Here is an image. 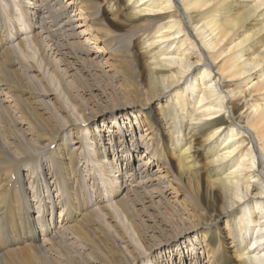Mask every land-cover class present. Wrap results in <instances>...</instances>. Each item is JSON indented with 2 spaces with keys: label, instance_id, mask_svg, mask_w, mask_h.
Returning <instances> with one entry per match:
<instances>
[{
  "label": "bare ground",
  "instance_id": "obj_1",
  "mask_svg": "<svg viewBox=\"0 0 264 264\" xmlns=\"http://www.w3.org/2000/svg\"><path fill=\"white\" fill-rule=\"evenodd\" d=\"M52 1L0 0V123L10 132L7 140L0 130V264H69L64 259L57 260L61 256L60 242L64 239L68 244L81 245L88 252L98 250L91 234L94 223L105 229H108V225L104 221V214L99 213L95 205L108 202L109 194L123 193L128 197L126 193L129 190L135 193L133 196H137V199L153 197L151 203L146 201L141 207L155 211L159 215L155 219L156 224L165 225L156 235L166 236L167 239H162L161 244H169V240L175 241L182 234L196 230L193 237L199 242L195 235L200 237L206 247L198 248L191 243V251L188 250L192 254L191 259L201 261V255L198 254L203 250L212 260L207 264H214L213 260L221 244L215 241L216 234L208 224L205 229L204 224L197 221L191 224L193 228L190 229L184 227L181 220L174 226L178 228L176 230L162 214L165 212L162 209L169 212L175 209L164 206L170 199L167 198L168 194L173 198L177 188L185 190L191 187L193 192L189 199H193L195 205H200L201 191L215 195L229 221L231 212L238 208L232 228L227 219V225L223 228L227 231L225 237L230 239L227 244L233 246L234 254L237 251L239 264H264V0H118L117 3L103 0L110 6L117 5L114 8L121 7L123 14L137 23L136 37L142 36L141 45L137 49L145 60L150 79L147 89H135V83L125 85V95L131 96L130 100H117L111 107L112 115L116 112L111 121L119 129H109V132L113 140L120 146L124 145L127 153L125 156L117 154V160L123 158L124 167L120 172L100 156L95 143L97 130H89L88 117L83 111L85 109L75 104H70L69 110L65 109L67 121L61 125L60 130L63 132L69 126V133L75 131L77 138L72 140L67 134L63 136L62 141L68 150L67 155L62 156L58 151L60 144L54 140V135L47 136L42 128L43 118L35 116L34 107L30 103V100L37 101L38 98L44 103V96L48 94L27 91L28 87L23 82L21 85L8 68V65L20 64L27 72L32 70V65L24 60H29L30 54L36 52L38 40L34 32L37 27L34 17L37 18L38 13L42 25L39 32L42 30L48 34L47 25L50 24L47 23L50 21L46 22L44 18L50 17L47 16L50 14L51 26L60 23L63 26L69 25L71 36L75 34L79 39V33L75 31L78 24L74 23L82 19L85 34L87 31L92 33L88 37L89 41L93 39L94 42L102 43L101 47L98 46L100 50H96L108 56L114 53L116 47L109 45V42L115 39L98 23V13L89 0H69L71 10L77 12L76 19L67 10H63L64 2V15L56 12L54 4L51 5ZM44 9H47V14L43 16ZM87 21L96 22L85 26ZM46 44L37 48L40 62L36 71L43 78L49 75L50 68L49 59L46 58ZM66 44H62L61 48L67 49ZM68 49L71 52L76 49L85 55L86 51L90 52V48H85V51L76 44ZM59 54L64 56L66 51H60ZM107 67L111 75L114 71L110 65ZM100 89L98 85L94 87L97 90L95 96L101 94ZM103 98L101 101L108 103L104 95ZM156 99L158 102L154 109L152 104ZM12 107H17V110L13 111ZM127 108L143 117L146 123L143 131H147V134L141 136L144 140L148 138L143 140L145 143L136 141L131 129L127 128L126 124L133 123L126 116L129 112H125ZM237 110L239 113L235 114ZM15 112L29 118L36 125L35 140L23 136L22 131L31 135L26 128L15 129V122L9 120L10 113ZM225 114L227 124H219L221 116ZM91 116L93 118L96 115ZM161 116L166 117L163 124L164 117ZM24 122L19 120V123ZM101 131L104 130L99 129L100 135ZM86 134L87 137H84ZM75 144L78 146L75 147ZM140 144L146 149L140 156L137 155V165L130 169V154H136ZM128 145L132 148L126 149ZM102 147L106 150V147ZM77 149L83 153V159L91 158L95 163L89 175L94 177L98 174L101 181L98 182L97 177L93 181L98 202L92 201L91 196H80V189L77 190L70 181V174L68 181L62 177L60 160L76 165L74 155ZM42 153H47L46 157L43 158ZM50 162L52 185L42 171L46 163ZM174 162L176 169L172 172L170 166ZM151 165L158 169L152 171L149 169ZM75 169L77 177L84 182V170L80 165ZM123 169L131 171L129 176L141 174L139 182L133 185L135 188L129 186L127 189L126 186L132 183L122 180L126 176ZM25 171L26 175L30 171L33 182H37L33 198H28L29 190L24 185ZM145 180L154 182V186L149 187L151 191L148 187L144 188ZM97 182L104 184V188H96ZM88 190V187L85 188L87 193ZM155 197L160 200L156 202ZM110 207L115 214H119L120 209L113 202ZM34 208L37 209V225L31 215ZM56 208L59 209L57 223L53 215L56 214ZM48 209H51V213ZM89 214L97 216L101 223L93 219L88 221ZM202 214L201 221L204 212ZM152 223L156 226L154 221ZM159 240L149 235L148 251L152 244L153 249L158 248L155 242ZM186 241L189 242L188 237ZM142 244L145 248V244ZM179 245L175 247L178 250L176 252L183 254V248ZM142 251L145 254V250ZM186 255L188 253L182 255L184 260L190 258ZM105 262L100 253L98 261L93 260L94 264ZM203 262L206 264L207 261Z\"/></svg>",
  "mask_w": 264,
  "mask_h": 264
},
{
  "label": "rangeland",
  "instance_id": "obj_2",
  "mask_svg": "<svg viewBox=\"0 0 264 264\" xmlns=\"http://www.w3.org/2000/svg\"><path fill=\"white\" fill-rule=\"evenodd\" d=\"M89 1H90V5L96 8V11L98 13V23L103 25L104 28L112 34L111 35L112 39H115V41L109 42V45H114L113 47H116L112 55L110 56H108L107 54L104 55V53L102 54L101 51H98L99 47L102 46V43H100L99 41L94 42L93 39L89 41L88 37L91 36L92 33L91 31H87V33L85 34L84 32L85 27H83L84 20L80 19L78 22L76 20V23H74V24H78L77 28H75V31L76 32L78 31L79 33V39H78L75 36V34L71 36V29L69 25L63 26L60 23L58 26H51L52 16L50 14H47L46 12L47 9H44L42 13L43 16L46 14L47 16L48 15L50 16V17L44 18L46 22L50 21L49 23H47V24H50V25H47V28L49 27L50 30L48 28L47 35L42 30L39 32L40 27L42 25L40 24V20L38 18L40 13H38L37 14L38 17L37 18L34 17L36 21V26H37L36 28H34V32L36 33V39L38 40L36 43V52L30 54L31 57L29 60H26V59L24 60V61H27L28 64L32 65V70H29V72H27L24 69V67L20 64L8 65V68L10 69V73L12 75H15L18 78V80L20 81V84L21 82H23L24 86L28 87L26 88L27 91L32 92V93L38 92L40 94L42 93L48 94V96H44V99H45L44 103H42L39 98L37 99V101L30 100V99L29 100H30L31 105L34 107L35 116L38 118H43L44 123L42 122L43 124L42 128H44L45 133H47V136L51 137L52 135H54L55 136L54 140L58 144H60L58 147V151L60 154H62V156H66L67 150H68V146L62 141L63 136L67 134L69 139H72V140L77 138V134L75 131L74 133H69L68 131L69 126L63 132L60 130L61 125L65 121H67L65 109L69 110L70 104H75L77 105L78 108L85 109L83 111H84L85 116L88 117L89 130L90 131L97 130L95 133L96 139H97L95 143L98 145L100 156H102V158L104 157L106 162L110 163V165L112 164V166L114 165L113 168L116 170L119 169V172H120L121 168L124 167L123 158L120 157L117 160V157H118L117 154L120 156L121 155L125 156V154L127 153L125 151L124 145L120 146V144L117 143L116 140H113L112 139L113 137L110 134L111 132H109V129H113V128L117 129V127L119 129V126L111 121L113 120L112 116L114 115V113H116V112H113V115H112L111 107L113 104H115L116 102L120 100H125V101L130 100L131 96H128L127 94H126L127 96L125 95V92L127 90L125 85L130 84V83H135L137 86L133 88L135 89H145L146 88L147 89L150 79L148 78V75H147V65L145 64V60L142 57V55L138 52V49H137L139 45H141V40H142V36L139 35L138 37H136L137 36L136 35L137 23L134 20L129 19L126 15H124L123 11L121 10V7L114 8L115 6H117L115 4L110 6L107 4L106 1H103V0H89ZM108 1L110 2L111 0H108ZM52 2L53 3L51 5L54 4V7L56 8L55 9L56 12L62 13V15H64L63 10H67V12H69V15L72 18L74 19L77 18V14H76L77 12L75 11L73 12L71 10L72 7L69 4V0H53ZM63 2H64V5H63ZM112 2L117 3L118 0H112ZM62 5L65 8H63ZM77 6L78 4L75 6V9ZM62 19H66V17H63ZM62 21L65 22V20H62ZM95 22L96 21H90V22L87 21V24L85 26H87L88 24L90 25V23L93 24ZM64 29H66V31ZM52 41H54V43ZM45 42L47 43L46 44L47 45L46 58L49 59L50 68H49V75L43 78L44 76L41 77L40 75L41 73L39 74L36 71L37 68L39 67L38 63L40 62L38 60L40 56H39V52H37L38 51L37 48L41 44H43L44 46ZM90 42H93V43L90 44ZM65 43H68V45L71 46V48L75 44L79 49L84 48L85 50V48H90L89 49L90 52L85 50L86 55L83 53L82 54L79 53L80 51L78 52L76 51V49H74L71 52V50L68 49L69 46L67 44H66L67 49L61 48V45ZM96 48L98 49L96 50ZM60 51H66V54H64V56H61V54H59ZM76 55L78 56L77 58H76ZM92 62L96 63L97 66L93 64ZM108 65H110L111 69L114 71L111 75L109 71H107L109 69V67H107ZM4 66L6 69L7 67L6 64ZM3 70H4V67H3ZM97 85L99 86V88H101L100 89L101 94L100 95L98 94L97 96H95L94 93L97 90H94V87ZM103 95L105 96V99L106 98L108 99V103H104L101 101L103 98ZM157 102H158L157 99L153 101L152 108L155 109ZM13 109L17 110V107H12V110ZM104 109L105 111H103ZM127 109L128 110L125 112H128V111L129 112L126 113V116L128 117V120L132 119L133 123H128L126 124V126L127 128L131 129L134 139H136V141L141 143V141L143 142L144 140V137H142L141 134H145V133L147 134V131H143V128L146 126V123L143 121V117H141V114L137 116V114L132 113V111L130 112L129 110L130 108H127ZM156 110H157V107H156ZM238 113H239V110L235 112V114H238ZM91 115H96V116L92 118ZM163 117L164 116H161V118ZM221 117L222 119L220 120L219 124L226 125L227 124V114L222 115ZM9 120H13V122H15V124L13 125L15 129H21L24 127L26 128L27 132L31 134V135H28L24 131H22L21 133L23 134L24 137H26L27 139L33 138V140H35L34 135L36 133L37 127L29 118H26L20 115L18 112H15V113H10ZM9 120H7L6 124L8 123ZM19 120L20 122L21 121H25V122L19 123ZM165 120H166V117L162 119L161 124H163ZM100 128L104 130V131H101V135L99 132ZM124 129L126 130L125 126H124ZM0 130L3 134H5V138L9 140L8 134L10 132H7L5 130V126L3 125V123H0ZM87 135L88 134H86L84 137H87ZM150 135H152V133L149 134L148 136ZM127 139L129 141L130 139L129 136H127ZM147 139H145L144 141H146ZM74 146L77 147L78 145L75 144ZM102 146L106 147V150H103ZM129 148H132V146L128 145V147H126V149H129ZM145 149L143 145L140 144V146L136 148V152H135L136 154L134 153L130 154L131 159H132V167H130V169H133V167L137 165V162L139 160V158L137 160V155L140 156ZM82 154L83 153H81L80 149H77V151H75L74 156H76V165L71 164V163H63V160H60L62 161L61 162L62 177L66 181H68L69 174H70L71 175L70 181L73 182L77 190L80 189V196L82 195L84 197L91 196L92 201L98 202L97 201L98 198L95 199L96 198L95 191L97 189L94 191L95 187L93 184L94 179H96V177L98 179V174H96L94 177L93 175H89L90 171L95 167V163L91 161V158H88L87 160L83 159ZM45 155H47V153H42L43 158L46 157ZM145 160H147V158H145ZM88 161H90L91 163ZM77 165H80L81 169L84 170L83 172L86 175V180L84 182L81 178L79 179L76 175L75 168ZM50 166H51V162L48 164L46 163L42 171L46 173L48 183L52 185V179H51L50 168H49ZM152 167H153L152 165L149 167V169H152V171H155L158 169L155 166L153 168ZM23 168H26V166L23 165ZM86 168L88 170H86ZM170 168L172 172L173 170L175 171L176 169L175 162L174 164L170 166ZM122 171L124 174H126V176L122 178V180H127V183L129 182L132 183L126 186L127 189L129 186L130 187L132 186V188H135V186L133 185L139 182V180L141 179V174L139 176L137 175L134 176L135 174H133L132 175L133 177H132V176H129L131 174L130 173L131 171L127 169H123ZM24 173L26 175V171ZM154 175H155V172L152 176ZM132 178H133V181H132ZM147 180L144 181L146 183V184L144 183V188L153 187L154 182L152 181L151 183H149V181ZM33 181L34 179L33 177H30V171H28L25 181H24V185H26V187H28V190H29L28 198L30 197L33 198V192H35L37 188V182H33ZM98 182H101V181L98 179ZM98 182H97L96 188L98 187L100 189H103L104 184H100ZM200 183H201V178L199 177V184ZM87 187L89 189L88 193L85 191V188ZM150 188H149V191H151ZM156 190H158L157 193L161 192L159 189H156ZM192 190H193L192 187L190 189H185V190L182 188H177V191L174 194L173 198H171L170 195L168 194L167 198H170V199H168V203L165 204L164 206L168 205L170 208L173 207L175 209H174V212H169L168 210L162 209V211H165V212H162V214L164 213L163 216H165V219L168 220L170 226H172L173 228L178 223V221H181V220L183 221L182 225L190 229L193 228L191 224L197 221H200L201 224H204V227L205 225L208 224V226H210V229L213 230V232L216 234L215 241L216 242L218 241L219 245L221 244L220 245L221 247L219 248L220 250L215 256L214 258L215 260H213V263L214 264H239V259L237 258V251L235 254L233 253V246H230L229 243L227 244V242H229L230 239L229 238L227 239L225 237V233L227 231L223 230L224 226L227 225L226 219H227V223L229 224L230 228H232V225L234 224V218L238 212L237 210L238 208L234 209L236 211L235 213H234V210L231 212V218L229 221V218H227V216L224 214V212L219 207L220 200L215 195L213 196L208 195L207 192L205 193L201 191L200 205L199 204L195 205L196 202L193 201V199H189L190 196L192 195V192H193ZM103 192L104 190H102V193ZM131 192L132 190H129L127 191L126 194L132 197H129V196L126 197L125 195H123V193H121L120 195H110L109 194L108 202L103 201L101 202L103 204L97 203L95 205V206H98L99 213L104 214V221L108 225L107 226L108 229H105L101 227V225L94 223V228L92 229L91 234H92L93 241L95 242L96 248H98L99 251L93 250L92 252H88L87 250H85V248L83 249L81 245L68 244V241L64 239L60 242L61 256H58L57 260L59 261L61 259H64L68 261L69 264H94L93 260L98 261V257L100 253L103 256V259L106 261L105 264H159L158 261H162V263H165V264H194V263L195 264H205L203 260L207 261L206 264L209 262L211 263L212 261L211 258H209L207 256V253H205L203 250L201 251V254H198V256L201 255V258H202L201 261L199 260L195 261L191 259L192 254H190V252L188 251V250L191 251L190 249L192 247L191 243H193V245H195L198 248L203 249L204 247H206L200 237L195 235L200 240V242L193 237L194 232L196 230H193V231L191 230V232L189 231L187 233L182 234V236L178 237L175 241L169 240L170 242L169 244H166V245H163V243L161 244V242H163L162 239H167L166 236L165 235L156 236V235L162 229L161 227L165 228V225L161 224V226H159L156 224L155 219H158L159 215H157L155 211L147 207H143V208L141 207L145 205L146 201L151 203L153 201V197L147 198L143 196L141 197V199H137L136 198L137 196H133L135 195V193L133 194V192L132 193ZM107 194L108 192L106 191V195ZM160 194L162 195V193ZM35 199H36V196H35ZM155 200L156 202H158V200L160 199L158 197H155ZM14 201H15L14 198H12V202ZM35 202H37V200ZM112 202L114 203L116 207L120 209L118 211L119 214H115L113 210L111 209L112 207H110V205ZM200 207L202 208V211ZM58 208H56V214H53L54 216H56V223L58 222V215H59ZM48 211L51 213V209H48ZM33 212L34 213H32L31 215L34 219H36L37 209L34 208ZM202 212H204V218L201 221L200 217H203ZM155 216L156 217L158 216V217L156 218ZM186 217H188L189 219L188 218L185 219ZM87 219L88 221L93 219L101 223V221H99L97 216H95L94 214H89ZM152 221H154L156 226H154ZM37 222H39L37 221V219L34 220V223L36 225H37ZM189 224L191 226H189ZM174 229L177 230L178 228H174ZM149 235H152V237H156V239L158 240L160 239V240L159 242L157 241L155 242V245H156L155 247H158V248L153 249V244H152L151 249L148 251L147 247L149 246L148 244ZM40 237L43 238V236H40ZM187 237L189 238V242L186 241ZM42 238H40V240ZM192 239L193 241H190ZM142 243L145 244V248H143ZM57 244L59 245V243ZM177 244H180L179 246L183 248L184 256L185 254L188 253L186 257H190V258H187L186 260H184L183 259L184 256H182L183 254L180 253L182 254L180 255L179 252L178 253L176 252L178 251L175 248ZM142 250H145V254H143Z\"/></svg>",
  "mask_w": 264,
  "mask_h": 264
}]
</instances>
